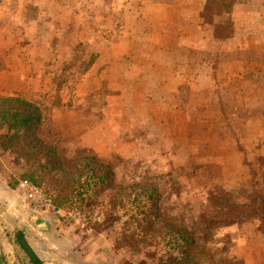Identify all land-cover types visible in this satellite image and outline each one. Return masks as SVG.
Returning a JSON list of instances; mask_svg holds the SVG:
<instances>
[{
	"label": "rangeland",
	"instance_id": "rangeland-1",
	"mask_svg": "<svg viewBox=\"0 0 264 264\" xmlns=\"http://www.w3.org/2000/svg\"><path fill=\"white\" fill-rule=\"evenodd\" d=\"M247 1L238 5L237 12L236 6L232 15L225 17L220 8H214L215 12L209 9L205 12L207 21L215 17L218 21L226 18L234 25L249 24L253 31L249 36V43L253 46L244 54L246 64L234 66L229 71L237 78L242 76L244 86L238 80H232L231 86L225 84L224 69L219 71L223 73L220 74V81L223 82L220 89L236 93L243 88L248 95L237 98L229 108H224L234 127L231 130L229 126L226 130L225 142L231 139V152L228 154L220 147V129L215 124L208 125L206 122L204 127L191 129L190 125L178 119V115H166L158 111L155 104L148 107L144 96L149 95L152 100L156 92L142 94L133 89L134 95L129 93L121 98L117 91L104 89L102 83L83 75L81 65L90 60L93 52L87 45L101 41L102 33L110 35V26L114 28L115 25V30L119 27L120 18L111 15L107 7L104 8L103 27H98L101 22L99 17L86 18L82 22L81 17L75 16L73 28L69 22L74 15L61 14L63 19H58V14L64 12H60V6L65 5V1L59 0V7H55L52 2L43 0L45 9L42 19L46 22L48 34L56 24L62 31L58 40L62 55L58 62L49 65L53 69L51 77L42 89L31 92L34 96L25 98L41 107L44 120L42 134L52 146L60 150H78L99 159L103 157L115 175V188L110 194L116 195V205H103L101 196L77 206H60L48 192L55 191L50 182L45 187L38 186L60 210V214H50L59 220L56 228L58 238L72 240L74 244L70 257L73 263L158 264V253L155 251L157 235L137 230L134 222L124 226L126 217L123 220L117 217L127 214V207L137 195L146 201V197L161 195L167 211L172 205L181 206L177 214L184 205L190 206L182 214L189 213L184 221L204 252L200 263L264 264V119L258 125L246 124L254 116L247 112L252 107V110L256 107L257 112L253 111L256 117L260 118L262 114L264 118L260 109V105L264 109V0ZM81 4L83 2L74 5L78 16L82 11ZM246 5L249 11L245 10ZM241 12H244V18L239 17ZM33 16L34 13H31L30 17ZM14 23L6 18L0 19V43L7 46L27 43L28 38L23 33L25 28L18 26L17 20ZM187 35H190L189 32ZM35 36L32 34L31 37ZM168 39L155 35V43ZM137 50L138 47L135 52ZM166 75L160 73L158 77ZM161 91L159 97L164 100L162 103L169 102L171 97L167 94L166 98L165 92ZM201 93L199 101L202 106H210V96ZM187 94L185 100L191 101L190 94ZM236 108L245 112L239 116L235 113ZM203 109L192 117L200 115L214 122L221 117L215 107L210 112ZM239 118L241 124L234 122ZM239 130L240 135L232 137V132ZM7 142L6 132H0L2 168L8 174L13 172L21 176L18 169L23 170L8 152ZM17 178H10L11 185L12 182L17 184ZM17 189L21 192L19 185ZM30 241L34 243L33 239ZM24 259L25 264H29V258L24 256Z\"/></svg>",
	"mask_w": 264,
	"mask_h": 264
},
{
	"label": "crops",
	"instance_id": "crops-1",
	"mask_svg": "<svg viewBox=\"0 0 264 264\" xmlns=\"http://www.w3.org/2000/svg\"><path fill=\"white\" fill-rule=\"evenodd\" d=\"M48 1L52 2L53 6L59 7V0ZM63 1L65 5L60 6V12H64L58 14V19L61 17L62 20V15L69 16V13L74 15L69 22L73 28L75 16L81 17L82 22L86 18L99 17L100 20H98L101 22L98 27H103L105 7L116 19L120 18L117 30L115 25L114 28L110 26V35L105 36V33H102L101 41H93L87 45L93 51L90 56H94L95 61L83 75L90 80L102 83L104 89L117 91L121 98L127 97L129 93L134 95L133 89H138L142 94L156 92L154 98L150 95L152 100L148 98L149 95L144 96L149 108L155 104L157 110L166 115L170 113L178 115V119L190 125L191 129L204 127L206 122L208 125L215 124L220 129L218 133L220 147L228 154L231 152V139L225 142V135L229 126L231 130L234 127L231 119L225 114L224 108H229L237 98L248 95L243 88L236 93H228L220 87L223 82L231 86L232 80H238L242 87L244 86L243 77L237 78L229 71L234 66L246 64L244 54L253 46L249 43V36L253 34V31L249 24L234 25L232 20L226 18L218 21L215 17L207 21L205 12L208 9L215 12L214 8H220L221 14L225 17L232 15L236 6L235 12H237L238 5L244 3L237 4L230 14H226L217 4L222 0ZM42 2L43 0H0V19H9L13 24H16L14 22L17 20L18 26L25 28L23 33L28 38L24 45L12 43L7 46L0 43L1 96L31 97L33 95L31 92L41 90L48 78L50 79L53 69L49 65L60 60L62 54L59 51L58 40L61 38L62 31L56 24L54 30L48 34L46 22L44 23L42 19L45 9ZM80 2L83 4L80 5L82 11H79L81 14L78 16L74 5H79ZM248 5L245 6L247 11L250 10ZM31 13H34V18L30 17ZM241 13L239 17L244 18V12ZM234 22L237 21L234 20ZM229 23L231 25H228ZM68 32L67 29L66 33ZM32 34H36L35 38L31 37ZM156 34L169 39L155 43ZM137 47L138 50L135 52ZM61 48L63 49V46ZM255 59L257 60V56ZM220 69H224L223 82L220 81V74L223 75L219 72ZM160 73H167V75L159 78ZM92 84L96 85V83ZM161 90L165 92L166 98L167 94L169 98L171 97L169 102L162 103L164 100L159 97ZM187 93L190 94L191 101L185 100ZM200 93L210 96V106L208 104L202 106L199 101ZM213 107L217 108V113L221 116L215 122L206 120L199 114L198 117H192V114L196 115L197 111H204L203 108L210 112ZM252 108L247 110L254 115L252 117L254 119L249 118L246 122L249 126L258 125L261 119H264L262 114L260 118L256 117V113L253 112L256 111V107L253 110ZM260 109L264 112L262 105ZM151 110L155 113L153 109ZM242 112L245 111L237 108L235 110L239 116ZM240 120L241 118L234 122L240 123ZM240 133V130L233 131L232 137H238ZM209 134L212 136L211 133ZM18 171L21 176L13 172L8 174L0 163V264L25 263L26 255L23 251L20 252L21 249L17 244L19 234L24 237V241L44 264H56L57 261L59 264L63 262L76 264L70 258L74 250L72 240L64 239V243L61 238H58L56 228L59 220L50 214V211L42 210L32 204L21 188L22 193L18 191L17 185H20V181L23 180V172L19 169ZM11 177H18L17 184L12 182L11 185ZM29 237L34 240V243Z\"/></svg>",
	"mask_w": 264,
	"mask_h": 264
},
{
	"label": "trees",
	"instance_id": "trees-1",
	"mask_svg": "<svg viewBox=\"0 0 264 264\" xmlns=\"http://www.w3.org/2000/svg\"><path fill=\"white\" fill-rule=\"evenodd\" d=\"M246 2L222 0L217 4L223 13L230 14L234 6ZM94 61L92 56L88 63H83L81 72H87ZM43 125V111L37 103L23 96H0V132H6L7 150L23 170L22 179L40 187L50 182L55 191L48 192L60 206H77L101 196L103 205L118 204L116 195L110 194L115 188V175L105 163L107 160L69 148L57 149L43 137ZM146 199L137 195L127 207V214L117 218L126 217L124 226L134 222L137 230L157 235L158 264H202L204 252L184 221L189 213L182 214L190 206L184 205L176 214L181 206L172 205L171 210H165L161 195Z\"/></svg>",
	"mask_w": 264,
	"mask_h": 264
},
{
	"label": "built area",
	"instance_id": "built-area-1",
	"mask_svg": "<svg viewBox=\"0 0 264 264\" xmlns=\"http://www.w3.org/2000/svg\"><path fill=\"white\" fill-rule=\"evenodd\" d=\"M19 186L26 198L29 199L34 205L38 206L42 210L60 214V210L56 208L53 200L38 186L34 185L28 180H21Z\"/></svg>",
	"mask_w": 264,
	"mask_h": 264
},
{
	"label": "flooded vegetation",
	"instance_id": "flooded-vegetation-1",
	"mask_svg": "<svg viewBox=\"0 0 264 264\" xmlns=\"http://www.w3.org/2000/svg\"><path fill=\"white\" fill-rule=\"evenodd\" d=\"M20 234L17 237V244L19 247L22 248V251L24 255H26L29 258V264H44V262L40 261V259L37 257L36 253L33 249H31L28 244L24 241V237L20 238ZM25 264V263H23Z\"/></svg>",
	"mask_w": 264,
	"mask_h": 264
}]
</instances>
